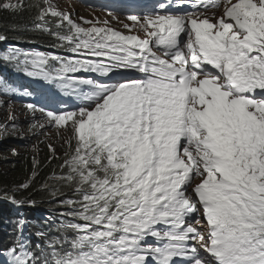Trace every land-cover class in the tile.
<instances>
[{"label": "snow or ice", "instance_id": "6c2138e0", "mask_svg": "<svg viewBox=\"0 0 264 264\" xmlns=\"http://www.w3.org/2000/svg\"><path fill=\"white\" fill-rule=\"evenodd\" d=\"M222 3L211 19L182 9L219 8L221 0L128 14L127 34L108 19L77 22L53 0L29 6L34 28L73 56L11 48L0 59L80 100L76 109L46 112L58 135L68 133L59 179L79 199L61 202L70 222L60 228L75 233L67 250L59 238L35 248L19 239L0 251L7 264H264V0ZM24 8L25 0H0V10ZM116 11L108 15L121 22ZM49 61L59 68L49 71ZM80 70L141 78L100 83ZM15 91L0 80V95ZM2 198L17 207L36 203L15 193ZM197 212L204 232L191 223Z\"/></svg>", "mask_w": 264, "mask_h": 264}, {"label": "trees", "instance_id": "16d2710c", "mask_svg": "<svg viewBox=\"0 0 264 264\" xmlns=\"http://www.w3.org/2000/svg\"><path fill=\"white\" fill-rule=\"evenodd\" d=\"M33 2L25 0V8L16 12L0 10V33L7 36L5 41H0V49L9 43L16 46L50 43V32L34 28L36 13L29 7ZM49 28L52 30L50 25ZM13 148L17 149L16 152ZM53 149L54 152L50 151L49 143L41 142L38 136L23 140L7 136L0 140V251L19 239L35 248L50 243L52 238H59L65 241L60 247L64 250L70 247L66 241H70L75 233L71 229L60 228L62 221L64 224L70 222V218L61 215L68 211L61 202L78 200L79 196L59 179L66 173L61 165L66 158L67 146ZM22 184L27 188L21 189L19 186ZM54 190L58 193L56 197L51 195ZM5 193H15L17 198H30L36 203L34 206L17 207L2 198ZM21 220L23 225L19 223ZM21 233L26 234L28 240Z\"/></svg>", "mask_w": 264, "mask_h": 264}, {"label": "rangeland", "instance_id": "374dc122", "mask_svg": "<svg viewBox=\"0 0 264 264\" xmlns=\"http://www.w3.org/2000/svg\"><path fill=\"white\" fill-rule=\"evenodd\" d=\"M53 3H55L61 10L68 11L71 13L79 14L82 11H86L85 7H81V4L76 2L75 0H53ZM90 10V9H89ZM88 12V9H87ZM85 20H87V16H82ZM96 18H101V15H96L95 18H89V20H94ZM88 26V25H87ZM2 101V100H0ZM10 117H14L16 128L13 129L12 123L13 121L10 120ZM40 116L32 117L25 115L22 108L12 105L10 103H7L4 101L3 103H0V138L2 136H27L30 135L31 137L32 132L44 136H50V138H53L57 134V129L55 126H49V122L47 121H39ZM37 120L36 127H33L30 122H33ZM44 124L46 125L43 128H40L39 125ZM64 131L61 130L59 134H62ZM67 135L62 134L60 135L57 140L61 138V136ZM57 145V144H56Z\"/></svg>", "mask_w": 264, "mask_h": 264}]
</instances>
